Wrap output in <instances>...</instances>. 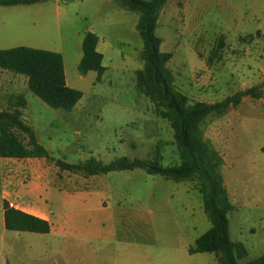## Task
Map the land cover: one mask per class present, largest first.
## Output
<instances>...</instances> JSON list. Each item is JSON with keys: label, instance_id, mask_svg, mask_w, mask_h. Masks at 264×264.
<instances>
[{"label": "rangeland", "instance_id": "374dc122", "mask_svg": "<svg viewBox=\"0 0 264 264\" xmlns=\"http://www.w3.org/2000/svg\"><path fill=\"white\" fill-rule=\"evenodd\" d=\"M57 2V7H51L48 16L36 20L35 27L33 25L22 37L0 44V47L23 44L58 50L64 57L69 84L79 89L82 96L70 110H64L48 106L29 92L24 117L30 119L40 143L55 158L76 161L91 150L104 151L111 156L142 157L139 137L150 113L146 109L148 98L137 90L130 75L132 69L142 65L140 58L135 57L136 51L141 49V39L131 31L128 19V15L137 14L122 8L114 0ZM187 3L197 7L190 20H185L183 11ZM29 17V13L23 12V25ZM87 28L102 38L99 48L108 60H112L106 61L110 68L103 74L101 83L96 81L95 71L80 75L74 63ZM155 33L161 38V49L172 52L168 65L176 86L187 95L189 103H213L254 86L260 94V97L243 96L236 106H229L220 115L210 114L201 123L203 135L210 133L211 127L214 129L223 157L221 174L238 201L236 210L228 216L232 236L248 249L247 258L238 260L239 264H245L249 258L264 252V149L258 150L264 146V0H168L159 14ZM219 40L223 43L219 56L208 61L210 51ZM119 64L125 65L123 76L112 67ZM22 76L0 73V104L5 95L25 91V76ZM31 115L39 123L29 117ZM161 162L173 164L165 158ZM46 164L50 167L41 179H59L53 169L56 166L47 161ZM7 166L10 165L2 163L0 169H7ZM138 171L130 176L120 174L117 179L131 186L152 179L170 183L152 190L156 195L171 196V202H163L161 206L166 217L170 210V226L178 230L172 236L173 244L179 245L209 228L210 221L199 207L200 193L191 188L192 182ZM28 180L23 173V182ZM186 188L193 194L188 196ZM130 191L140 198L146 193L142 185L130 187ZM4 202L6 200L0 198V211ZM140 208L148 222L154 205L146 202L140 204ZM249 213L252 218L247 219ZM251 226L254 231L250 230ZM24 235H31L30 246L34 250L45 243L42 233L4 230L0 212L1 264H24L23 253L19 250L23 248ZM48 252H43L41 261ZM181 256L178 252L174 261ZM27 260L32 261L30 256Z\"/></svg>", "mask_w": 264, "mask_h": 264}, {"label": "crops", "instance_id": "0c3cea01", "mask_svg": "<svg viewBox=\"0 0 264 264\" xmlns=\"http://www.w3.org/2000/svg\"><path fill=\"white\" fill-rule=\"evenodd\" d=\"M57 1L58 0H43L29 4L0 5V44L22 37L24 33L33 28V25L36 24V20L48 16L51 7H57ZM196 9L197 7H195L194 4L191 6H188V3L185 4L183 6L185 20L192 19ZM23 12L31 15L25 23V25H28L26 28L25 25H23ZM137 17V15H128V19H130V29L132 32H136V34H138L135 28ZM87 31H89V28L84 31L82 39ZM95 34L98 36L97 33ZM101 40L102 38L98 36L96 48L102 54V72L100 77L96 78L98 83L102 82L103 74L110 68V65L107 64L106 61H112L111 59L108 60L104 52L99 48ZM16 46L27 45L18 44L11 47ZM7 48L0 47V49ZM45 50L60 53L58 50ZM135 54V57H139V51H136ZM60 55L62 58L65 84L75 88L68 82L64 57L61 53ZM81 56L82 48L81 51L77 53L74 61L76 68ZM117 57L119 58L118 54ZM122 57L121 55L120 58ZM124 66L125 65L120 64L118 66L112 65L114 71H120V76L125 75L126 68H124ZM140 67L132 69L130 75L132 79H134L137 90L143 94L136 84V72ZM0 73L22 76L1 67ZM23 78L26 82L25 91L16 92L14 94L22 93L26 97L31 91L27 86V77ZM31 93L34 94L33 92ZM148 100L146 109L150 115L145 129L141 133V137H139L140 143L143 146L142 157L125 155L111 156L104 151L91 150L87 155L83 156V158H79V160L76 161L66 160L63 157H59L58 159L68 163H78L87 159H95L102 163H109L110 161L124 156L131 159L141 158L155 160L161 165H164L161 161L165 158L172 161L173 164L164 166L178 165L179 155L173 141L172 129L169 122L162 117L160 118L166 120L168 123L161 122L156 118L159 116L155 112V106L149 98ZM26 101L28 104L27 97ZM32 115L29 117H32L36 121L35 116ZM28 121H30V119H28ZM37 123H39V121ZM31 127L37 142L41 144L32 124ZM210 129V133L205 132L204 137L221 155V149L217 145L214 129L213 127ZM45 149L51 156H54L50 150L47 148ZM262 149H264V146L258 148V150ZM15 162L17 163L15 164ZM2 163L9 164L10 166H7V169H0V198L19 201L22 203V207L19 210L45 219L50 225L49 232L42 233V240L45 243L39 249H32L30 242L33 238L31 235H24V239L21 241L24 243L23 248L19 249L21 253H23L24 264H34L31 262H35V264H217L215 255L211 252H188V247L194 243V240L200 234L186 239L184 242L181 241L179 245L173 244L172 236L175 235V231L178 230H174L170 226V210L167 212L168 215L166 217V211L163 210L161 206L163 202H171V196L169 194L162 196V193L156 195V192L152 190L153 187L156 189L157 187L162 188L165 185L168 186L170 184L168 180H144V182L133 183L131 186L128 185V182L121 181L117 178L120 174L130 176L142 169L135 168L132 170L111 171L108 173L82 176L80 174L60 170L58 167H53V169L59 179L43 180L41 178L44 177L47 168L50 167V165L46 164L44 158L0 157V165ZM23 173L24 176L29 177L27 182H23ZM223 182L230 201L234 206L233 210L230 211L233 212L236 210L238 201L235 198V194L229 190V186L224 178ZM139 185H142L143 191L146 192L144 197L141 198L130 191V187L132 189ZM191 188L195 189L193 185ZM185 190L188 196L193 194L189 191L190 189L186 188ZM18 197H21V199L19 200ZM25 201L27 206H24ZM146 202H152L154 205L153 210H150L151 216L148 222L146 219L144 220L140 208V204ZM199 207L203 211L202 202ZM0 212L4 228V207L2 205ZM246 217L250 219L252 218V214L249 213ZM138 222L142 225L126 227V225H133ZM4 230L7 229L4 228ZM228 230L231 240L240 241L231 234L229 216ZM250 230L254 231V228L251 226ZM45 251H49L48 256L41 261V256H43V252ZM178 252L180 255L182 254L181 259L174 261ZM29 256L32 260L31 262L27 260Z\"/></svg>", "mask_w": 264, "mask_h": 264}, {"label": "trees", "instance_id": "16d2710c", "mask_svg": "<svg viewBox=\"0 0 264 264\" xmlns=\"http://www.w3.org/2000/svg\"><path fill=\"white\" fill-rule=\"evenodd\" d=\"M43 0H0V5L29 4ZM128 11L137 14L135 28L141 39L139 58L141 67L136 72L138 89L155 106L159 117L168 120L179 155V164L164 166L155 160L119 157L109 163L87 159L68 163L51 156L37 142L29 121L24 117L26 97L22 93L7 94L0 104V157L44 158L60 170L89 176L111 171L140 168L147 174L174 181H190L200 193L202 209L210 226L188 247L189 253L211 252L217 264H239L246 259L248 249L241 241L230 239L228 213L233 210L221 174L222 156L205 139L201 123L210 114H223L229 106H236L246 95L260 97L257 88L239 90L220 101L189 103L186 94L175 84L168 62L172 52L161 49V38L155 33L159 14L167 0H114ZM98 36L87 31L82 39V56L77 64L80 74L93 70L96 78L102 72V54L96 48ZM219 40L207 58L212 61L222 48ZM0 67L27 77V86L38 98L52 108L71 109L82 92L65 84L60 53L29 46L0 49ZM4 228L14 231L48 233L45 219L9 208L4 202ZM245 264H264V252L249 258Z\"/></svg>", "mask_w": 264, "mask_h": 264}, {"label": "built area", "instance_id": "2783aa9c", "mask_svg": "<svg viewBox=\"0 0 264 264\" xmlns=\"http://www.w3.org/2000/svg\"><path fill=\"white\" fill-rule=\"evenodd\" d=\"M6 203L9 208L20 209L22 207V203H20L19 201L6 200Z\"/></svg>", "mask_w": 264, "mask_h": 264}]
</instances>
